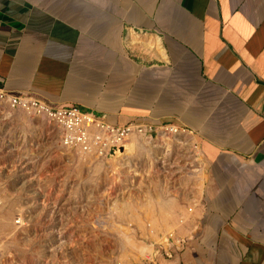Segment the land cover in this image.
Returning a JSON list of instances; mask_svg holds the SVG:
<instances>
[{"label": "crops", "instance_id": "crops-1", "mask_svg": "<svg viewBox=\"0 0 264 264\" xmlns=\"http://www.w3.org/2000/svg\"><path fill=\"white\" fill-rule=\"evenodd\" d=\"M0 88L186 129L205 185L147 264H264V0H0Z\"/></svg>", "mask_w": 264, "mask_h": 264}, {"label": "rangeland", "instance_id": "rangeland-1", "mask_svg": "<svg viewBox=\"0 0 264 264\" xmlns=\"http://www.w3.org/2000/svg\"><path fill=\"white\" fill-rule=\"evenodd\" d=\"M166 132L88 157L55 122L0 98V264H147L177 242L207 166L191 133L188 148Z\"/></svg>", "mask_w": 264, "mask_h": 264}, {"label": "built area", "instance_id": "built-area-1", "mask_svg": "<svg viewBox=\"0 0 264 264\" xmlns=\"http://www.w3.org/2000/svg\"><path fill=\"white\" fill-rule=\"evenodd\" d=\"M0 98L11 108H21L55 122L61 132V143L88 157L115 156V149L128 143L134 134L152 135L159 128L174 132L182 129L143 122L120 125L76 104H54L40 96L11 93L3 88H0Z\"/></svg>", "mask_w": 264, "mask_h": 264}, {"label": "bare ground", "instance_id": "bare-ground-1", "mask_svg": "<svg viewBox=\"0 0 264 264\" xmlns=\"http://www.w3.org/2000/svg\"><path fill=\"white\" fill-rule=\"evenodd\" d=\"M185 132H188L187 130L185 131V130H182V131H177L176 132V134L175 135H178L179 133H185ZM190 133V132H189ZM158 134L162 137V138H165V136L167 135V132H166V129L165 128H159L158 129ZM183 136H185V134H183ZM132 138V140L131 141H129L128 143H126V144H124V145H122V146H120V148L121 147H123V151H126V152H128V153H131V151H133L134 149H136V142H137V140L138 139H140V135H138V134H135V135H133V137H131ZM130 138V139H131ZM166 139V138H165ZM147 140H150L148 137H147ZM146 140V141H147ZM178 141H180L181 142V139H178ZM186 145H187V147H189L190 145H191V142L190 141H187L186 142ZM120 148H116L115 150H117L116 152H118V151H120L121 149ZM167 207V206H166ZM156 217V216H155ZM164 220V219H163ZM143 229V228H142ZM173 234L171 233V236H172ZM166 237V236H165Z\"/></svg>", "mask_w": 264, "mask_h": 264}, {"label": "water", "instance_id": "water-1", "mask_svg": "<svg viewBox=\"0 0 264 264\" xmlns=\"http://www.w3.org/2000/svg\"><path fill=\"white\" fill-rule=\"evenodd\" d=\"M120 149H121L120 151H123V147H121ZM112 152H114V149L112 150Z\"/></svg>", "mask_w": 264, "mask_h": 264}]
</instances>
